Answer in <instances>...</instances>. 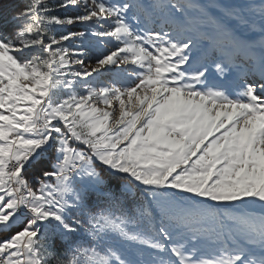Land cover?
I'll list each match as a JSON object with an SVG mask.
<instances>
[{
    "label": "snow or ice",
    "instance_id": "snow-or-ice-1",
    "mask_svg": "<svg viewBox=\"0 0 264 264\" xmlns=\"http://www.w3.org/2000/svg\"><path fill=\"white\" fill-rule=\"evenodd\" d=\"M22 2L0 264H264V0Z\"/></svg>",
    "mask_w": 264,
    "mask_h": 264
},
{
    "label": "trees",
    "instance_id": "trees-1",
    "mask_svg": "<svg viewBox=\"0 0 264 264\" xmlns=\"http://www.w3.org/2000/svg\"><path fill=\"white\" fill-rule=\"evenodd\" d=\"M8 3L13 4V8L11 9H3L0 8V26H3L5 23V20L11 21V17L15 14L16 11H19L21 7H23L22 0H7ZM71 14V12L69 13ZM11 27V24L9 23V28Z\"/></svg>",
    "mask_w": 264,
    "mask_h": 264
},
{
    "label": "rangeland",
    "instance_id": "rangeland-1",
    "mask_svg": "<svg viewBox=\"0 0 264 264\" xmlns=\"http://www.w3.org/2000/svg\"><path fill=\"white\" fill-rule=\"evenodd\" d=\"M202 2H204V0H202ZM224 2H228V3H238L239 0H224Z\"/></svg>",
    "mask_w": 264,
    "mask_h": 264
}]
</instances>
